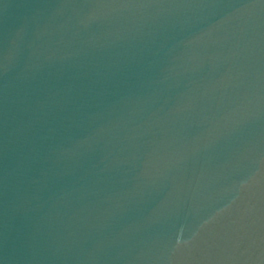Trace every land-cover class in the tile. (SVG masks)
I'll return each mask as SVG.
<instances>
[{
    "label": "water",
    "instance_id": "1",
    "mask_svg": "<svg viewBox=\"0 0 264 264\" xmlns=\"http://www.w3.org/2000/svg\"><path fill=\"white\" fill-rule=\"evenodd\" d=\"M0 264H264V0H0Z\"/></svg>",
    "mask_w": 264,
    "mask_h": 264
}]
</instances>
